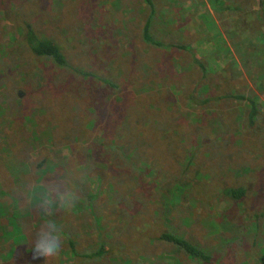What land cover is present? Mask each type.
<instances>
[{
	"label": "rangeland",
	"instance_id": "rangeland-1",
	"mask_svg": "<svg viewBox=\"0 0 264 264\" xmlns=\"http://www.w3.org/2000/svg\"><path fill=\"white\" fill-rule=\"evenodd\" d=\"M154 3L150 35L168 46L152 53L163 60L143 70L141 0H0V264H259L264 3ZM132 4L139 16L127 31L132 18L125 12ZM26 25L38 38L53 41L69 68L32 56ZM194 60L204 68L206 78L199 82ZM177 83L186 86L175 89ZM199 86L206 93L188 101L185 91ZM219 92L226 101L207 102ZM232 95L251 96L255 115L248 119L246 100L238 103L228 98ZM205 96L200 107L198 98ZM131 102L142 108L147 102L150 110L154 102L176 117L151 130L130 112L137 107ZM128 127L138 133H123ZM175 129L178 142L169 140L176 147L167 152L166 138ZM92 137L125 143L131 151L126 159L108 154L89 161L84 148ZM143 147L156 167L149 156H139ZM226 188H242L244 194L233 200L223 194ZM42 189L53 198L74 189L79 199L72 211L55 203L46 208L37 196ZM45 219L73 231L83 254L40 260L28 241ZM133 225L141 234L128 240ZM162 232L202 249L208 260L149 239ZM98 246L101 255H113L88 261Z\"/></svg>",
	"mask_w": 264,
	"mask_h": 264
},
{
	"label": "trees",
	"instance_id": "trees-1",
	"mask_svg": "<svg viewBox=\"0 0 264 264\" xmlns=\"http://www.w3.org/2000/svg\"><path fill=\"white\" fill-rule=\"evenodd\" d=\"M142 3L144 4V11L140 12V14L142 13V25L140 28V37L142 39V42L144 43V46L147 48V52H146V56L145 58H147V61H143V66H140L141 69L145 70L148 66H152L154 68V64H157V62H159L160 60H163L161 58H159L158 60H155L152 56V53L159 49L162 48L164 46H168L166 43H160L158 41H156L152 35H150V20L151 17L153 15V11H154V7H155V3L156 0H141ZM134 3V2H133ZM264 2L263 0H259V5H262ZM132 8L127 10L125 12V17L126 18H132V20L130 22H128V27H126V30H131L132 27L131 25H133L135 22H137V17L139 16V13H136L135 10V6L134 4H132V6L130 7ZM25 40H26V45L28 47V51L29 53L36 57L37 59L43 58L49 62H51L54 66L56 67H60V68H69V65H67L64 57L62 56V54L60 53L58 47L55 45V43L53 41H51L50 39H46V38H38L36 36V34L33 32L32 28L29 25H26V33H25ZM176 49H180V50H184L186 47L184 45H176L175 46ZM27 50V49H26ZM194 66L197 68V71L199 73L198 76V81L203 80L205 78L204 77V68L203 65L199 62H197L196 60H194ZM151 73H154V71H152ZM89 75V74H87ZM202 76V77H201ZM184 81V79L182 80ZM164 84L166 85V80L163 79ZM184 85L183 83H177L175 86V89H177L179 86ZM215 86V85H213ZM211 86V87H213ZM216 87V86H215ZM184 90L186 89H182L180 90V93H183ZM218 89L216 88V91ZM206 93V87H200L197 88L196 90H192V91H185V96H187V98L189 99L188 101H194L195 98H197V95L201 94V93ZM160 93H163L160 92ZM154 96H156L157 94H152ZM164 96H168L166 92L163 93ZM181 94H180V99H181ZM210 96V95H208ZM223 96L220 92L215 96V97H211V99L209 98L207 102L212 101V100H216V102H218L221 99H225V101L227 100L224 96ZM183 97V98H184ZM230 99H233L234 101L240 103V101H245L247 102V117L248 119H250L251 117H253L256 113V108H255V104L250 97L245 98L243 95H232L230 97H228ZM199 99V104L201 107V104L205 103L207 97L205 96L203 99L198 98ZM152 105L154 106L153 110H150L147 106V102L144 104L143 108L141 105L137 106L136 102H131V104L136 105L137 107H134V109H131L130 112L131 113H135L136 116H138L142 122L145 123V126L151 130H155L157 127H161L164 128L166 126L169 125V122H171L173 120V118L176 117V115L174 114L175 117H173L172 114H167L166 112H164V109L161 108V106L157 105L154 102H151ZM158 103V101H157ZM160 108H158V107ZM157 110V112L155 111ZM147 112V113H145ZM126 113V111L124 112V114ZM168 119V120H167ZM113 125V124H112ZM109 127V125H106L102 130H105ZM160 128V131L162 130ZM59 128L57 127L58 131ZM175 136L172 135L170 138H166V142H167V147H166V151L167 152H171L173 151L172 149L174 147H176V145H173V142L169 141L172 140L175 142V144L178 142V134L180 132L179 129H175ZM89 133H91L92 135L96 136V132L95 131H88ZM127 135H135L138 133V130L134 127V128H127L125 132H123ZM139 136V135H138ZM92 140H94L92 142V144H89L88 146H86L84 148V154L90 155L88 157V160H92L94 159V162H96V160L98 158H104L105 155L110 154L113 157H121L122 155H125V153H129L131 151V147L128 146L127 144L123 143L121 145L119 144H115V143H110L109 139L106 138H101V139H95V137L90 138ZM122 148V151L124 152L123 154H121V150L120 147ZM88 151V152H87ZM139 156H143L147 155L150 158V164L152 165L151 167H156L157 166V162L156 159L153 155L151 154H147L146 153V148L143 147L140 151H139ZM125 155L124 159H126ZM224 195H226L227 197H230L233 200H238L239 198H242L243 194H244V189L242 188H226L224 193ZM163 198H165L163 196ZM89 204V198H85L84 202H82V205L84 207H87ZM85 214V213H83ZM80 212H78L76 214L75 217H73V221H75V218L79 217ZM62 228V232L64 234L65 237V246L64 249L61 253H68V255H71L73 260L76 259L77 254H83L81 253V251L79 252L77 250V245L78 243L76 242V235H74V232L66 229L63 225H59ZM135 225L132 226V230L131 232V236L128 237V240L131 238H134L135 236H140L141 232L136 233L135 231ZM149 239H152L153 241H163L164 243L170 244L173 247L178 248L179 250H181L187 257L195 259L197 261H202V262H206L208 260V255L200 248L196 247L195 245L185 241L183 238L175 235V234H169V233H165L162 232L160 234H158L156 237L154 235H150L149 234ZM81 246V245H80ZM83 246V245H82ZM100 247V246H98ZM86 250V249H85ZM102 252H104V250L102 249V247L98 248L96 250V253L94 254V252L92 251L89 256L87 257L88 261H99L100 257L103 256L104 258H108V256H112L113 253L108 252L105 255H101ZM258 263L259 264H264V251L258 256ZM105 261H102L101 263H104Z\"/></svg>",
	"mask_w": 264,
	"mask_h": 264
},
{
	"label": "clouds",
	"instance_id": "clouds-1",
	"mask_svg": "<svg viewBox=\"0 0 264 264\" xmlns=\"http://www.w3.org/2000/svg\"><path fill=\"white\" fill-rule=\"evenodd\" d=\"M41 201V205L50 208L53 203L61 209L72 211L79 197L76 196L74 189L65 192L53 193L48 189H42L37 193ZM35 254L40 260H55L63 251L65 246V237L61 227L51 219H45L35 230L34 238L28 241Z\"/></svg>",
	"mask_w": 264,
	"mask_h": 264
}]
</instances>
